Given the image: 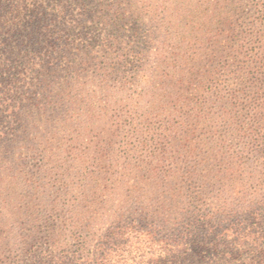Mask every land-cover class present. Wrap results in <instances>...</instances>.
Instances as JSON below:
<instances>
[{
    "label": "trees",
    "instance_id": "1",
    "mask_svg": "<svg viewBox=\"0 0 264 264\" xmlns=\"http://www.w3.org/2000/svg\"><path fill=\"white\" fill-rule=\"evenodd\" d=\"M125 1L0 0L1 161L12 158L19 146L39 150L41 145L53 142L48 138L40 143L33 136L40 131V126L42 133L44 128L50 129L46 136L66 130L93 131L92 119L104 121L108 116L106 112L124 110L123 99L96 100L105 94L92 90L93 86H107L104 83L108 81L109 71L117 68L106 62L105 55L118 59L113 65L131 63L124 53V39L111 32L103 36L97 28L95 33L91 29L92 23L100 20L98 25L111 26L118 31L123 17L134 15L132 12L139 9L154 12L153 0ZM134 2L140 6H135ZM100 9H104V18L97 14ZM165 9L160 18L162 24L168 22L166 19H173V33L179 34L178 39L188 46L193 30L191 23L185 22L186 15L173 10L172 5ZM258 36L264 38V35ZM94 38L97 48L105 49L106 53L89 60L86 54L89 48L90 52L94 49L90 46ZM178 46L174 44L175 48L166 52L178 57L175 52ZM263 53L260 50L252 55L244 53L243 45L239 49L224 46L219 56L222 60L215 63L217 58L214 57L215 66L206 75L207 79H203L205 82L191 88L193 74L188 76L191 69L177 79L176 101L171 110H167L166 117L170 119L165 121V141L158 140L165 146L154 156L160 157L159 161L154 165L139 163L133 153L138 152L142 143L127 142L132 148H126L119 156L134 162L132 168L125 166L126 172L122 168L121 172L128 176L122 180L119 175L120 180L116 182L128 185L130 203L132 207L136 205L135 210L131 206L129 210L111 208L94 215L78 212L79 204L70 203L63 211V226L58 224V215L51 219L52 228L44 231L48 237L46 248H39L38 240L30 242L29 246L10 247L9 243H0V264H264ZM180 56L188 59L182 53ZM77 57H81L80 74L68 78L66 87H61L52 98L55 101L42 102L46 86L41 82L34 84L36 73L53 68L71 71L76 68ZM47 63L51 64L50 68L45 67ZM90 66L98 73L95 78L85 74L83 77L89 79L82 82V72ZM186 83L190 91L185 94L182 91ZM75 86L79 87L75 90L72 88ZM124 87L122 83L118 93L123 92ZM67 90L76 95L70 96ZM139 96L146 99L151 93ZM131 97L129 94L128 99ZM60 104L65 106L63 112L55 108ZM110 128L114 135L126 132L130 139L138 130L134 122L127 119L120 122L114 119ZM181 134L186 140L198 134L192 150L200 151L211 163L202 164L201 160L167 166L164 160L170 150L166 146ZM230 135L237 137L238 143L232 150L225 146ZM212 144L214 146L204 149V145ZM115 161H119L118 157ZM66 187L70 195L77 189ZM81 187L86 189L88 185L83 181ZM126 197L124 203H120L122 207L128 203ZM56 225L62 232L60 240L50 235L55 233ZM11 254H15L13 258Z\"/></svg>",
    "mask_w": 264,
    "mask_h": 264
},
{
    "label": "rangeland",
    "instance_id": "2",
    "mask_svg": "<svg viewBox=\"0 0 264 264\" xmlns=\"http://www.w3.org/2000/svg\"><path fill=\"white\" fill-rule=\"evenodd\" d=\"M128 1L130 0L125 2L128 3ZM152 2L155 4L154 12H145L141 9L139 10L143 14L138 10L132 12L134 15L123 17V22L118 25V31H114L111 26L98 25L100 20L92 23L91 32L95 33L97 28L103 36L111 32L110 34L124 39L122 44L126 48L124 53H127V59L132 60L130 64L113 65V62L118 63V59H114V55L104 56L105 49L97 48L96 38L90 41V46L94 49L90 52L91 48H89L87 51L89 54H86L89 60L102 55L104 58L108 57L106 62L110 63L111 67H117V71H109L108 81L104 83L107 86L104 88L93 86L92 90H96L97 94L100 91L105 94L103 97L99 95L96 100L105 97H108L110 102L111 97H114V100L123 99L124 110L113 109L108 113L105 111L108 116L104 118V121L98 118L92 119L93 131L66 130L55 136H46L50 129L44 128L42 133L43 127L40 126V131L33 136H36L40 143L48 138L54 140L53 142L45 144L46 146L41 145L39 150H28L25 146H19L15 149L12 158L0 160L1 244L9 243L10 247L25 244L29 246L30 242L38 240L39 248H46L48 237H45L44 231L52 228L51 219L57 218L58 215H60L58 224L63 226L65 219L63 211L70 203L75 206L79 204L76 207L78 212L85 211L94 215L108 212L111 208L129 210L131 206L135 210L136 205L132 207L130 203L128 185H119L116 182L120 180L119 175L122 180L128 176L124 173L125 166L132 168L134 162L119 156L123 155L126 148H132L130 144L142 143L137 149L138 152L133 153L138 157L139 163L146 165L149 164L147 162H152L150 164L154 165L159 161L160 157L154 156L158 155L160 147L165 146L158 140H164L163 136L166 135L165 126L170 119L166 117L167 110L170 111L176 101L177 87L175 85H179L176 83L177 79L185 76L183 74L190 72L189 69H191V73L188 74V76L193 74L190 78L191 88L194 89L200 82H205L203 79H207L206 75L215 66V58H217L215 63L222 60L219 56L223 54L224 46L239 49L243 45L244 53L250 55L257 50L264 51L260 49L264 47V38L260 39L258 36V34L264 35L262 24L264 23V0H153ZM134 4L137 7L140 6V3L134 2ZM171 5L173 10L183 12L182 14L186 15L185 22H190L192 25L193 30L189 36L191 38L188 46L186 42L178 39L179 34L173 33V19H166L168 22H164V25L161 22L160 18L165 13L166 6ZM97 14L100 18H104V9H100ZM90 19L92 20V17ZM91 32L89 33L92 34ZM174 44L181 46L175 50L178 57L166 52L173 50ZM213 51L217 52L214 56L211 55ZM140 52L142 54L138 58ZM181 53L187 55L188 59L181 57ZM262 55L264 58V53ZM80 58L75 59L76 68H72L71 71L69 69L57 71L53 68L48 71L40 69L41 71L36 73L34 84L41 82V85L46 86V94L42 102L55 101L56 99L52 98H55L57 91L66 87L68 78L72 76L75 78L80 74L82 66L79 63ZM45 67L50 68L51 64L47 63ZM92 67L82 72V82L89 79L83 77L85 74L95 78L98 72ZM106 67L109 68L108 65ZM163 76L164 78L161 79ZM163 82L165 84L162 87ZM122 83L125 87L121 90L123 92L118 93ZM78 87L72 88L76 90ZM188 87L186 83L182 93L186 94L190 91ZM67 91L71 93L70 90ZM148 91L151 97L140 98V94ZM129 94L133 96L130 99H128ZM75 95L76 92H72L70 96ZM66 98L69 100L71 97ZM99 105L104 104L99 103ZM55 108L63 112L65 106L60 104ZM94 115L97 116L98 113ZM173 116L171 119L174 123ZM114 119L118 122L124 119L134 122L138 129L134 138H128L126 132L114 135L110 128ZM261 124L264 126V117L261 119ZM263 131L264 128L261 132ZM196 135L198 134H192L189 140H186L183 134H181L183 139L181 137L174 141L169 139L171 144L168 143L166 147L170 151L164 163L167 166L171 164L182 166L188 162L194 163L201 160L202 164L211 163V159L206 160L199 154L200 151L192 150ZM227 137L226 148L228 146L229 150H232L238 146L237 137L232 135ZM143 141L146 142L143 143ZM127 142L130 143L128 146ZM210 146L214 145H204V149L207 150ZM21 155L25 158L19 159ZM117 157L118 162L115 161ZM83 181L85 185H88L86 189L81 187ZM67 185L77 188L72 195L66 193ZM76 185L79 187H74ZM121 186L122 189L119 190ZM125 197L128 203L123 204L122 207L120 203H124ZM74 200L77 201L74 202ZM55 227V233L50 235L60 240L59 235L62 232L57 225ZM14 255L11 254V257L13 258Z\"/></svg>",
    "mask_w": 264,
    "mask_h": 264
}]
</instances>
